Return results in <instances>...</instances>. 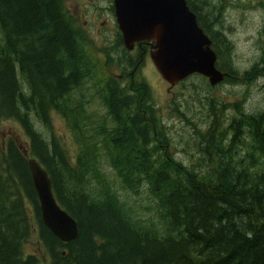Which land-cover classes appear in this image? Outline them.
<instances>
[{
  "label": "trees",
  "instance_id": "1",
  "mask_svg": "<svg viewBox=\"0 0 264 264\" xmlns=\"http://www.w3.org/2000/svg\"><path fill=\"white\" fill-rule=\"evenodd\" d=\"M65 3L0 0V125L12 121L22 133L0 138V264H264V110L227 116L228 104L211 105L193 163L176 160L159 112H139L138 99L106 73L95 78L91 43ZM263 71L258 59L244 76ZM83 86L98 117L83 106ZM52 112L76 145L74 162L50 130ZM23 150L77 222L73 241L43 225ZM100 152L124 197L99 168ZM29 241L45 256L26 255Z\"/></svg>",
  "mask_w": 264,
  "mask_h": 264
},
{
  "label": "rangeland",
  "instance_id": "2",
  "mask_svg": "<svg viewBox=\"0 0 264 264\" xmlns=\"http://www.w3.org/2000/svg\"><path fill=\"white\" fill-rule=\"evenodd\" d=\"M67 1V0H66ZM199 16L204 18L209 25L208 35L213 38V34H217V50L221 53L222 61L218 64L229 74V79L222 82L219 88L207 90V80L199 75L189 76L187 79L174 87H170L152 68L146 64L141 71L138 80H135V90L133 95L138 99V109L141 112H149L150 109H155L159 112L162 124L168 129V135L173 141L172 152L176 151L174 158L184 164L193 163L190 156L199 147L198 139L204 131H208L210 121L211 105L219 110V103H226L230 106L225 110V114L229 116L232 112H236V108H241L244 113L259 112L264 110V71L260 76L253 77L254 73L244 76L245 71L250 70L254 63L259 59V65L262 62L264 66V0H190ZM202 3V4H201ZM67 4V3H65ZM108 4L100 1L99 6L105 7ZM199 7V12L197 10ZM216 37V36H215ZM89 43H92L93 49V67L99 71L95 78L99 81L101 74L107 70L105 64L110 63V58L115 55H110L107 41L100 38H88ZM108 39V38H107ZM215 47V46H214ZM115 52V51H114ZM101 58V61H100ZM233 71V74H232ZM250 79L249 87L240 85L239 81L236 84L231 80ZM92 78L88 80L91 82ZM89 87V85H88ZM85 95L86 100L89 99V104L84 101L83 106L86 107V112L95 117H98L101 110L95 105V102L90 98L91 91L87 87L80 88ZM80 96L82 94L78 93ZM78 94L76 95L78 97ZM210 96L211 99L207 100ZM87 105V106H85ZM152 106V107H151ZM134 107V108H135ZM233 107V108H231ZM136 108V109H137ZM150 108V109H148ZM153 109V110H154ZM50 115L51 128L53 136L61 141V144L66 149L69 158L74 162L76 156V145L68 134V129L64 120L60 115L52 112ZM212 122V121H211ZM36 127L42 131L47 138L46 129L37 121ZM225 124H228L226 122ZM226 127V126H225ZM12 131L20 132L12 121L3 122L0 125V138H3ZM65 133V134H64ZM195 142L197 143L195 145ZM177 149H176V148ZM101 159L99 168L107 176L111 185H115L116 192L121 197L125 194L118 185V179L111 168L107 157L103 152H100ZM190 158V159H189ZM82 191V189H81ZM130 201L132 200L131 198ZM35 242L29 241L24 246V253L36 255L37 258H42L45 253L40 247H36Z\"/></svg>",
  "mask_w": 264,
  "mask_h": 264
},
{
  "label": "water",
  "instance_id": "3",
  "mask_svg": "<svg viewBox=\"0 0 264 264\" xmlns=\"http://www.w3.org/2000/svg\"><path fill=\"white\" fill-rule=\"evenodd\" d=\"M113 5L126 48L132 49L139 40L151 43L150 58L170 87L192 74L207 78L212 87L224 80L226 74L215 67L211 41L186 0H113ZM27 164L43 225L61 242L73 241L78 235L77 222L57 203L39 162L29 158Z\"/></svg>",
  "mask_w": 264,
  "mask_h": 264
},
{
  "label": "flooded vegetation",
  "instance_id": "4",
  "mask_svg": "<svg viewBox=\"0 0 264 264\" xmlns=\"http://www.w3.org/2000/svg\"><path fill=\"white\" fill-rule=\"evenodd\" d=\"M100 1L108 5L101 7ZM66 3L67 10L80 32L84 33L86 38L104 39L109 44L108 48L112 49L110 55L115 56L110 58V63L106 64L105 60L103 62L108 77L112 78L118 87L131 91L132 94L136 92L135 80L139 79L142 68L149 64L155 70L150 58L152 44L139 40L133 43L132 49L126 48L116 22L113 0H67ZM218 38L215 34L210 38L216 52ZM90 45L92 46V43ZM222 72L226 74L225 70ZM138 111L141 112L140 109ZM67 132L70 133L69 130Z\"/></svg>",
  "mask_w": 264,
  "mask_h": 264
},
{
  "label": "bare ground",
  "instance_id": "5",
  "mask_svg": "<svg viewBox=\"0 0 264 264\" xmlns=\"http://www.w3.org/2000/svg\"><path fill=\"white\" fill-rule=\"evenodd\" d=\"M202 28V27H201ZM202 30H204L203 28H202ZM215 53H216V63H217V65L220 63V60H219V57H218V53L216 52V50H215ZM226 75L227 76H229V74H228V72H226ZM26 153L28 154V152L26 151ZM28 157V159L29 158H33V157H29V155H27ZM171 235V234H170Z\"/></svg>",
  "mask_w": 264,
  "mask_h": 264
}]
</instances>
